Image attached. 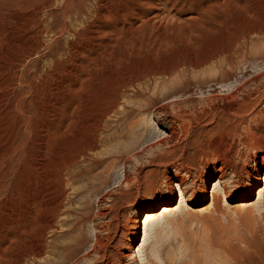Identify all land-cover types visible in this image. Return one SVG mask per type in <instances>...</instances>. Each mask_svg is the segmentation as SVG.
Segmentation results:
<instances>
[{
	"label": "rangeland",
	"instance_id": "374dc122",
	"mask_svg": "<svg viewBox=\"0 0 264 264\" xmlns=\"http://www.w3.org/2000/svg\"><path fill=\"white\" fill-rule=\"evenodd\" d=\"M262 33L264 0H0V65L26 62L20 96L0 103V264H111L102 248L91 246L95 237L115 258L137 253L142 214L175 197L164 176L190 157L195 138L219 145L225 126L208 112L234 105L240 96L232 97L234 83L216 96L184 101L191 102L186 112L194 119L188 138L179 126L163 144L167 130L158 124L170 122L155 109L128 128L141 118L131 111L136 92L151 96L155 85L177 77L208 78L211 66L228 71L229 55L238 62L234 73L248 66L242 93L262 110L264 62L242 59L243 53L264 50ZM34 46L36 53L25 58ZM262 123L244 118L240 131L261 130ZM157 130L164 134H153ZM135 133L143 139L139 148ZM169 147L175 154L158 168L150 166V157ZM208 157L202 175L210 195V175L220 161ZM243 165L251 176L244 181L256 184L257 165ZM153 178L157 185L150 187ZM175 191L178 196V186ZM245 194L232 191L229 204ZM186 197L188 207L173 204L171 214L150 224L144 264L151 258L154 264H234L231 257L264 264V200L255 195L250 212L234 213L224 206L204 210L208 201L198 193ZM122 241L133 250L123 249Z\"/></svg>",
	"mask_w": 264,
	"mask_h": 264
},
{
	"label": "bare ground",
	"instance_id": "6f19581e",
	"mask_svg": "<svg viewBox=\"0 0 264 264\" xmlns=\"http://www.w3.org/2000/svg\"><path fill=\"white\" fill-rule=\"evenodd\" d=\"M46 2L49 5L51 0H46ZM262 36V42H264V33H262ZM37 48L38 46L30 48V50L26 53L25 58H28L31 54L36 53ZM246 56L249 57V60L251 61L260 59L264 62V50L243 53L242 59ZM225 59V65L228 68V71H225L222 66H211V68L208 69V78H199L195 79V81L189 82L185 79L177 77L164 81L160 85H155L152 88L151 96H146L136 92V97L138 98L134 100L133 109L131 111L135 112L136 114H140L141 118L138 120L132 119V121H129L128 128L134 130V128L139 125L138 121H143L144 116L155 109V111H157L161 117H168L170 122V125H164L161 123L158 124L167 130L165 135H163L164 133L162 134L161 131H153V134L155 135L161 134L166 136L161 137L162 141H160L163 144H167L168 140L171 141L174 139L179 126L182 128L184 138H188L187 129L194 119L186 112V107H188V104L191 102L186 103L184 101H188L197 94L201 96H216L218 90L221 92L227 90L229 91V87L234 83L236 84L233 85L234 87L231 89L232 97L234 98L235 94H238L240 97L239 101L234 105L228 104L223 106H214L213 110L208 112L211 120H215L216 117H218L223 122L221 127L225 126V135L220 141L219 145L215 147L210 143H202L198 138H195L192 141L194 146L192 144L189 146V149H192L190 157L184 158L181 164L175 165L176 173L170 176H164V187L168 189L169 195H175V197L169 204L160 206L158 210H150L142 214V219L139 220V228L140 226H143V238L137 248V253H135L133 250L134 247L128 242L122 241V243H120L122 248L127 249V251L133 250V253L130 254L124 252L120 254V258H115L113 253H107L105 246L101 244L100 239L95 237L91 246L96 252H98L97 247L102 248L103 256L109 258L111 264H144L141 253L143 247L146 246L144 243L147 240L146 237L148 235L150 224L171 214L174 211L172 207L173 204H176L178 208L188 207L190 205V199L186 197V193H198L200 196L204 197L205 200L207 199L208 204L206 207H204V210L220 211L224 206L229 207L234 213H239L242 211L250 212L251 207L253 206V203L250 201V199L255 195H258L260 201L264 200V186H260V184H264V178L261 177L262 171H264V123L260 122L261 119L264 120V105L262 110L257 109L256 105L253 104L249 99V95L242 93L243 85L241 82L248 75V66L246 65L245 67H242L243 70L238 73H234V68L238 66V62L235 63L234 61H229V55H227ZM25 63L26 62L23 60L20 62L19 58L10 63L0 65L1 105L4 102L11 101V98L15 100L16 97L20 96V67H24ZM238 76L241 78H238ZM135 88L138 89L139 87ZM261 98L264 99V90L261 91ZM116 103L114 102L108 111H113L116 108ZM130 103L132 104V102ZM170 108L176 109V113H173V109L170 112ZM228 117L234 119L235 123L228 124ZM247 117H249V119L254 118L259 123H262L261 130L260 128L255 130V128L253 129L251 127H247L243 131H240L242 124L244 123V118ZM150 120L151 119H149L148 125H154L153 123H150ZM135 134V146L139 148L143 143V139L139 133ZM227 137L229 139H227ZM163 138L167 139L165 140ZM175 152L176 150H174V147H169L160 154L158 153L155 156H151L149 160L150 166L156 168L160 167V165L164 164L168 157L172 154H175ZM208 154L213 155V160L220 161V166L215 169V174L210 175V178L215 177L214 185L210 195H208V189L205 188L207 184L205 176L202 175L203 168H206L205 162L209 158ZM189 158H191V160H189ZM251 161L253 164L257 165V168L255 169L256 172L253 175V179L256 180V184H250L244 181V177L250 178L251 176L247 174L243 164L244 162L249 163ZM212 166L211 168L214 169V166ZM163 167L165 168L166 172L169 171L170 165ZM155 171L156 170H149L147 173L153 174ZM229 172L231 175L229 178H227ZM1 175H3L2 172L0 173V180L2 177ZM148 185L150 187H155L157 185L156 179L153 178L150 180ZM174 186H178V196L176 191L174 192ZM2 188L3 184L0 181V197ZM232 191L236 194H243L244 191H247V194H245V198L243 200L236 201L234 204L230 205L229 201L232 200ZM153 200L154 202H159L157 199ZM194 205L197 206L199 203H194ZM4 209L5 205L0 203V211H4ZM138 235H140V232H137L134 240L131 239L130 241H136V237ZM151 252L152 255H155L157 250L152 248ZM231 259L234 264H240L237 259L233 257H231ZM154 261L155 260L151 258L150 263L154 264Z\"/></svg>",
	"mask_w": 264,
	"mask_h": 264
}]
</instances>
